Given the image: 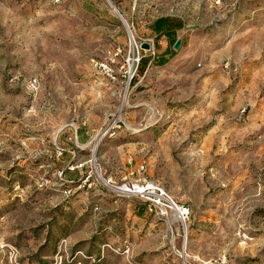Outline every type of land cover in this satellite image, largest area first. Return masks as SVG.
<instances>
[{
	"label": "rangeland",
	"instance_id": "374dc122",
	"mask_svg": "<svg viewBox=\"0 0 264 264\" xmlns=\"http://www.w3.org/2000/svg\"><path fill=\"white\" fill-rule=\"evenodd\" d=\"M0 264H264V0H0Z\"/></svg>",
	"mask_w": 264,
	"mask_h": 264
},
{
	"label": "built area",
	"instance_id": "2783aa9c",
	"mask_svg": "<svg viewBox=\"0 0 264 264\" xmlns=\"http://www.w3.org/2000/svg\"><path fill=\"white\" fill-rule=\"evenodd\" d=\"M98 66H102L103 69H105V71H106L105 74L107 77H109L112 80H115L114 72L110 68H107L106 64H104V65L98 64ZM28 88L30 91L35 90L37 88V80L36 79H30L28 81ZM143 170H144V168L141 166L138 171H143ZM120 190L123 191L124 193L128 194V195L139 196V197L147 200V208L150 211L152 209L160 207V206L164 205V203H166V206L164 209L165 213H167L168 211H175L182 220H185V218H188V213H189L188 208L185 206H182V205L178 206L173 201H171L170 199H167V195L165 194V192L153 183L135 182L129 186H127V185L122 186L120 188Z\"/></svg>",
	"mask_w": 264,
	"mask_h": 264
},
{
	"label": "trees",
	"instance_id": "16d2710c",
	"mask_svg": "<svg viewBox=\"0 0 264 264\" xmlns=\"http://www.w3.org/2000/svg\"><path fill=\"white\" fill-rule=\"evenodd\" d=\"M151 30L155 33L156 37L165 36L168 44L170 46L169 51H173V45L175 44L177 37V32L182 29L183 23L180 19L173 17H160L157 18L151 24ZM182 42V40H181ZM167 50L165 52H167ZM147 60L145 58L140 59L141 64H145ZM160 64H164L163 60H158ZM143 206H147L145 203Z\"/></svg>",
	"mask_w": 264,
	"mask_h": 264
},
{
	"label": "water",
	"instance_id": "95a60500",
	"mask_svg": "<svg viewBox=\"0 0 264 264\" xmlns=\"http://www.w3.org/2000/svg\"><path fill=\"white\" fill-rule=\"evenodd\" d=\"M180 45H181V39H177L176 42H175V44L173 45V49L174 50H178L179 47H180ZM140 48L142 50L148 51V50H150L151 47H150V44L149 43L142 42L140 44Z\"/></svg>",
	"mask_w": 264,
	"mask_h": 264
},
{
	"label": "bare ground",
	"instance_id": "6f19581e",
	"mask_svg": "<svg viewBox=\"0 0 264 264\" xmlns=\"http://www.w3.org/2000/svg\"><path fill=\"white\" fill-rule=\"evenodd\" d=\"M114 10H115V12L120 16V14L118 13V11H117L115 8H114ZM120 17H121V19H122V21H123L125 27L128 29V31H130V30H129L130 27L127 25L126 21L122 18V16H120ZM130 33H131V32H130Z\"/></svg>",
	"mask_w": 264,
	"mask_h": 264
}]
</instances>
